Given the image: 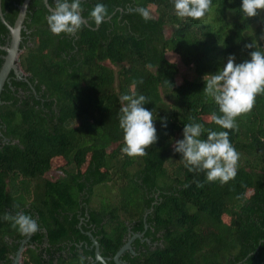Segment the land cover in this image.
Segmentation results:
<instances>
[{"label": "trees", "instance_id": "trees-1", "mask_svg": "<svg viewBox=\"0 0 264 264\" xmlns=\"http://www.w3.org/2000/svg\"><path fill=\"white\" fill-rule=\"evenodd\" d=\"M21 1L0 0L8 24ZM97 3L108 10L100 25L89 16ZM241 3L212 0L213 11L199 21L178 18L172 0H82L81 29L57 36L42 0H29L18 56L28 74L4 82L0 91V254L3 233L18 231L4 214L32 217L30 207L52 239L79 232L80 210L83 221L99 226L95 238L109 255L127 235L141 233L135 241L152 248L141 252L139 264H264V94L237 118L238 129L227 130L212 121L219 109L203 93L204 76L223 68L229 55L239 64L252 50L264 52V11L244 18ZM47 4L54 8L55 0ZM137 7L150 18L132 10ZM5 35L0 21V45ZM250 43L253 49L245 47ZM166 51L196 78L176 83L178 68ZM133 92L146 97L158 136L138 157L121 151L119 126L120 97ZM190 122L228 132L240 153L235 179L209 182L204 172L187 170L174 144ZM206 138L204 132L200 139ZM58 157L61 175L41 178ZM101 185L115 198L93 204ZM124 254L128 264L136 263Z\"/></svg>", "mask_w": 264, "mask_h": 264}, {"label": "clouds", "instance_id": "clouds-1", "mask_svg": "<svg viewBox=\"0 0 264 264\" xmlns=\"http://www.w3.org/2000/svg\"><path fill=\"white\" fill-rule=\"evenodd\" d=\"M172 3L176 16L182 20L202 21L213 11L212 0H172ZM132 10L145 20L150 18L148 10L143 7ZM240 10L244 18L256 17L264 11V0H242ZM83 12L82 0H55V7L46 17L49 30L57 36L61 33L75 34L83 25ZM89 16L96 25H100L108 16L107 6L97 3ZM245 47L253 49L255 45L250 43ZM249 55V60L239 64L235 62L234 55H229L223 68L204 76L206 87L203 93L215 101L220 113L213 114L211 119L223 129H238L237 118L251 112L256 97L264 94V52L252 50ZM120 99L124 105L119 126L124 133L125 145L121 151L129 157L144 156L146 149L158 140L153 113L144 107L147 104L144 95L137 96L133 92L122 95ZM204 132H207V138L200 139ZM174 151L182 155L189 172H204L209 182L227 184L237 175L240 153L230 142L227 131L216 132L205 129L200 123H187L183 128V139L175 142ZM3 219L11 221L12 227L25 236L34 234L39 228L36 220L22 211L15 215L5 213ZM85 259L81 256L80 264H84Z\"/></svg>", "mask_w": 264, "mask_h": 264}, {"label": "flooded vegetation", "instance_id": "flooded-vegetation-1", "mask_svg": "<svg viewBox=\"0 0 264 264\" xmlns=\"http://www.w3.org/2000/svg\"><path fill=\"white\" fill-rule=\"evenodd\" d=\"M22 30H25V34L28 33L23 21L20 33ZM25 34H20L19 44L23 37L27 38ZM4 39H6L5 43L0 46L8 45V30L7 35L4 36ZM20 52L21 49L19 48L18 56ZM4 54V50L0 48V65L2 63V57ZM18 56L16 68L20 71V74L16 75L12 70H10L4 82H11L13 80H26V75L28 73L20 66ZM9 86L12 88L11 84ZM58 209L60 208L55 210ZM28 210L32 212V218L36 220L39 225L38 231L27 236L21 235L18 231L9 232L7 234L3 233L2 242L4 250L3 253L0 254V264H80L81 256L86 258L84 260V264H116L113 257L117 250L110 255L103 253L104 244L102 241L100 243V241L95 238L96 230L99 226L83 221L84 217L86 218V216L82 214L80 210H75V216L79 218V220L74 224L75 227L79 229V232H76L74 229H72L67 231L66 237L57 239H52L47 236V232H45L44 228L42 227V222L39 221V218L36 215V210L30 207H28ZM61 213H64V211L61 210ZM139 235H141V233L127 235L122 245L130 239L129 247L124 249L117 257L118 262L128 264L126 260L127 254H124V251H128L131 257L130 260H135V264H139L142 257L141 252L144 253L146 252L147 248H152V245L148 247L144 246V239L135 241V237ZM146 243L148 245L150 242L146 241ZM133 248L138 250L139 253H136Z\"/></svg>", "mask_w": 264, "mask_h": 264}, {"label": "water", "instance_id": "water-1", "mask_svg": "<svg viewBox=\"0 0 264 264\" xmlns=\"http://www.w3.org/2000/svg\"><path fill=\"white\" fill-rule=\"evenodd\" d=\"M29 0H22L20 5L18 6V11L16 14V17L12 23V25L7 24L0 12V21L5 24L8 33H9V42L7 46H0L1 49L4 50L5 54L2 57V63L0 65V91L2 88V85L8 75V72L12 70L14 74L19 75L20 71L16 68V59L19 53V40H20V30L22 28V21L25 17V12H26V7L28 4ZM44 6L48 11L51 12L53 8H51L47 4V0H42ZM83 22L85 23V19L83 18ZM129 242L130 239L127 240L122 246H120L117 251L114 254V261L116 264H124L120 263L117 260V257L120 255V253L129 247ZM96 257H97V252H96Z\"/></svg>", "mask_w": 264, "mask_h": 264}, {"label": "rangeland", "instance_id": "rangeland-1", "mask_svg": "<svg viewBox=\"0 0 264 264\" xmlns=\"http://www.w3.org/2000/svg\"><path fill=\"white\" fill-rule=\"evenodd\" d=\"M150 13H153V5H149L148 7ZM170 32V27H166L164 30L165 35H168ZM165 58L171 62H174L178 68V73L175 77V82L179 83L183 78H196L195 74L193 73L192 69L190 67H186L182 65L179 61L178 56L170 51H166L164 54ZM17 61V59H16ZM111 66L110 64H107ZM115 69V67H113ZM62 162L61 158H54L51 162V167L48 171L43 173L41 175V178H46L49 180H54L58 178L61 173L59 168H57V165ZM93 197L91 199L93 204H97L100 200L109 199L114 200L115 193L111 190H108V187L106 185L96 186L94 188ZM225 218V217H224Z\"/></svg>", "mask_w": 264, "mask_h": 264}]
</instances>
